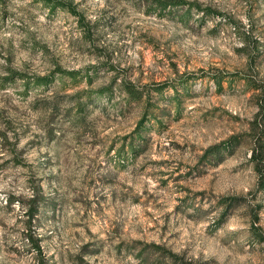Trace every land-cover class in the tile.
Returning a JSON list of instances; mask_svg holds the SVG:
<instances>
[{
	"label": "rangeland",
	"instance_id": "374dc122",
	"mask_svg": "<svg viewBox=\"0 0 264 264\" xmlns=\"http://www.w3.org/2000/svg\"><path fill=\"white\" fill-rule=\"evenodd\" d=\"M66 1L83 23L41 0L0 2V264H137L138 242L161 243L193 264H264V240L250 228L257 213L264 233L250 135L254 83H264V0H189L214 13ZM55 65L89 71L92 81L57 74L28 89L10 79ZM115 79L152 89L158 120L135 152L119 153L145 101L126 104L116 89L92 92L83 113L76 104L79 89ZM164 81L163 92L153 90ZM233 136L241 141L220 161L204 159ZM222 197L238 200L219 223Z\"/></svg>",
	"mask_w": 264,
	"mask_h": 264
},
{
	"label": "trees",
	"instance_id": "16d2710c",
	"mask_svg": "<svg viewBox=\"0 0 264 264\" xmlns=\"http://www.w3.org/2000/svg\"><path fill=\"white\" fill-rule=\"evenodd\" d=\"M5 0H0L3 2ZM46 6L49 7L50 10H55L57 8L68 9L71 13L78 16V21L82 23L85 20V17L82 13L74 6L71 2L66 0H41ZM146 4L152 6L154 10H158L160 12H165L167 10H171L180 6H187L188 10H191L193 7H196L199 11H207L209 13H214V10L211 9H202L199 5L195 4L189 0H145ZM218 14H221L218 12ZM223 15V14H221ZM66 75L69 76L72 80L78 81V79L86 78L87 82L90 83L92 81V75L89 71L86 72L85 75H81L80 70L76 69H66L60 65H55L54 69L46 75H33L26 76L21 73H14L10 79L21 78L26 82V88H30L31 86H45L47 87L55 78L56 75ZM215 80L217 82V86L222 88V77L219 75L215 76ZM249 81H252L248 77ZM154 91L161 93L167 87V82H159L153 85ZM119 89L120 92L125 96L126 104L135 102H143L145 101V108L142 113V117L138 121L136 128L131 135L129 141H127L124 146L120 149L119 153L127 152V148L130 152L136 151L135 140L137 138H141L144 134V129L146 124L153 120H158V115L156 113H151L152 107V89H145L142 86L134 83L133 81H129L127 79H121L120 82L115 79L107 86H103L95 91H90L87 89H79L77 91V99L76 104L80 113H83L84 100L86 98H92L93 93L96 95H106L111 97L112 94L115 93V90ZM254 90L256 91V96L259 104V111L256 114V117L251 122V133L250 135L256 141V147L252 150V159L256 162L255 169L258 173V187L264 189V83H254ZM179 92V89L176 88V93ZM241 141L240 136H233L226 142H221L215 145L210 146L204 153V159L207 161H220L222 159L223 153L231 150L236 144ZM37 194L35 193L33 196L32 202L28 205L27 213L30 218V221H33V218L36 214L37 208ZM238 200L237 197H222L219 200L220 204L226 206V210H224L219 218V223L224 220L226 213L229 211V207L233 206V204ZM259 214L255 213L254 218L251 221V230L254 235L260 237V240H264V233L261 225H259ZM32 244L37 247V249L41 252V244L32 240ZM136 244H140V249L137 252L138 262L137 264H193L192 261L186 260L182 255L174 252L170 248L165 245L157 242H138Z\"/></svg>",
	"mask_w": 264,
	"mask_h": 264
}]
</instances>
